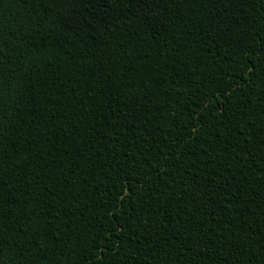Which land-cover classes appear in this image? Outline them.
I'll use <instances>...</instances> for the list:
<instances>
[{
  "label": "trees",
  "instance_id": "trees-1",
  "mask_svg": "<svg viewBox=\"0 0 264 264\" xmlns=\"http://www.w3.org/2000/svg\"><path fill=\"white\" fill-rule=\"evenodd\" d=\"M0 264H264V0H0Z\"/></svg>",
  "mask_w": 264,
  "mask_h": 264
}]
</instances>
